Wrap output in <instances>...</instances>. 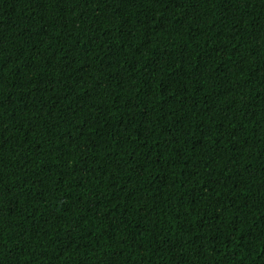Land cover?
<instances>
[{
  "label": "trees",
  "instance_id": "16d2710c",
  "mask_svg": "<svg viewBox=\"0 0 264 264\" xmlns=\"http://www.w3.org/2000/svg\"><path fill=\"white\" fill-rule=\"evenodd\" d=\"M0 264H264V0H0Z\"/></svg>",
  "mask_w": 264,
  "mask_h": 264
}]
</instances>
